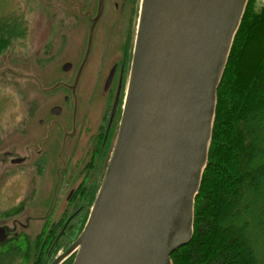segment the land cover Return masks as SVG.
<instances>
[{"label":"water","instance_id":"obj_1","mask_svg":"<svg viewBox=\"0 0 264 264\" xmlns=\"http://www.w3.org/2000/svg\"><path fill=\"white\" fill-rule=\"evenodd\" d=\"M137 1L127 85L101 184L82 231L51 264L70 253L71 264H173L171 254L193 235L217 90L248 0ZM102 9L99 0L88 47ZM15 229L0 225V243L18 237Z\"/></svg>","mask_w":264,"mask_h":264},{"label":"rangeland","instance_id":"obj_2","mask_svg":"<svg viewBox=\"0 0 264 264\" xmlns=\"http://www.w3.org/2000/svg\"><path fill=\"white\" fill-rule=\"evenodd\" d=\"M114 1L119 3V10L113 8ZM98 2L0 0V16L9 13L10 19H18L22 28V34L9 40L0 53V225L15 226V232H18V237L9 238L3 244L11 240L18 245L28 242V248L21 245L22 249H19L23 258L27 255L23 264H38L36 242L39 247L44 243L41 230L47 220L57 221L70 212L64 196L77 182L68 178L70 173L64 177L61 175L63 166L58 152L68 149L67 158H70L73 168L88 162L92 156L88 137L98 132L99 121L112 107L116 84L110 92L103 88V84L109 66L120 59L117 43L121 42L129 2L103 0V9L94 22L88 47ZM137 3L134 0L129 25V58ZM249 5L256 11L264 8L262 0H252ZM104 8L107 10L105 15ZM258 28L255 24L250 31L248 29L249 41L245 52L240 60H232L230 70L236 62L240 71L254 69L257 62L256 42L261 37ZM65 61L73 63V68L67 73L60 70L61 63ZM128 69L129 65L119 82L121 88L117 89L118 107L111 143L105 151L107 157L120 119ZM64 96H68V102ZM54 105H62L64 110L73 106L77 118L84 123V131L80 139L76 131L73 138L62 139V147L51 150V124L48 125L47 121L53 118L49 108ZM42 141L43 147H39ZM5 153L10 156H5ZM41 155L45 156L43 161H39ZM12 157H22L24 161L12 164ZM101 163L93 169L98 170ZM90 182L93 186V179ZM3 244L0 243V246Z\"/></svg>","mask_w":264,"mask_h":264},{"label":"trees","instance_id":"obj_3","mask_svg":"<svg viewBox=\"0 0 264 264\" xmlns=\"http://www.w3.org/2000/svg\"><path fill=\"white\" fill-rule=\"evenodd\" d=\"M251 1L217 90L207 165L194 201L193 235L171 254L173 264H264V8L252 9ZM10 17L0 16V53L22 34L18 19ZM255 24L261 37L254 69L240 71L236 62L230 70L232 60L242 58L248 29ZM16 244L11 240L0 246V264H23L27 255L23 258Z\"/></svg>","mask_w":264,"mask_h":264},{"label":"flooded vegetation","instance_id":"obj_4","mask_svg":"<svg viewBox=\"0 0 264 264\" xmlns=\"http://www.w3.org/2000/svg\"><path fill=\"white\" fill-rule=\"evenodd\" d=\"M128 2L129 6L126 24L123 28V34L121 35V42L117 43L120 59L117 62H113L109 66V70L103 84V88L109 92L116 84V92L114 93L111 110L109 112V110L106 109V111H108L105 112L104 118L99 121L98 132L88 137L87 142H89L90 146L92 147V156H90L88 162H84L85 164L83 163L81 166L78 165L77 167L73 168V166H71L70 158H67L68 149L66 148L63 153L60 151L58 152V154H60L59 162H61L63 166L61 175L64 177L66 173H70L68 178L71 177V180L77 183L74 185V187L69 188L64 196V201L66 202V205H68L70 212L68 213L67 211L68 214H64L57 221H52L50 219L47 220L48 222L42 227L43 230H41V237H43L44 243L41 245V247H39L36 242L38 264H51L59 255L65 253L70 248L85 225L90 208L101 184L107 159L106 152L107 149H109L113 135V129L115 127L116 109L118 107L117 89L121 88L119 82H121L123 73L125 70H127V67L130 63V59L128 61L129 25L133 17L134 0H128ZM112 6L115 10H119L120 8L119 3L116 1L112 2ZM106 13L107 10L105 11L104 8V15ZM72 68L73 63L70 61H65L60 65V70L64 73L69 72ZM73 89H75V87H73ZM64 100H67L68 102V96H64ZM71 108L72 109L70 110H64L62 105H54L49 108V114L51 117H53L52 119H49L51 121H47L48 125L51 124L50 143H53L51 150L54 147H62V139L64 138L66 140L68 138H73L76 134V131L78 132L77 137L79 139L82 137L84 123L82 120L77 118L76 112L73 110V106ZM40 123H44V120H40ZM56 129L59 134H56ZM61 134H63L62 137H60ZM46 137L47 136H44V138ZM43 142L44 141L41 142L39 147H43ZM44 158L45 156L41 155L39 161H43ZM100 162L102 163L99 169H93L96 164L98 163L99 165ZM92 179L94 181L93 186L90 182ZM96 182H98V184L97 187L94 188ZM23 242L24 243L21 245L27 246L28 248V242ZM73 256L74 254H68L61 264H68V262L71 264Z\"/></svg>","mask_w":264,"mask_h":264},{"label":"built area","instance_id":"obj_5","mask_svg":"<svg viewBox=\"0 0 264 264\" xmlns=\"http://www.w3.org/2000/svg\"><path fill=\"white\" fill-rule=\"evenodd\" d=\"M264 2V0H262Z\"/></svg>","mask_w":264,"mask_h":264}]
</instances>
